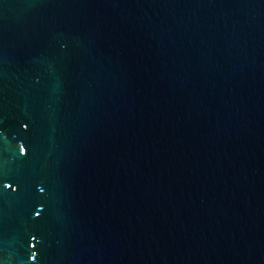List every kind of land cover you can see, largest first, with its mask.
<instances>
[{
	"label": "water",
	"instance_id": "water-1",
	"mask_svg": "<svg viewBox=\"0 0 264 264\" xmlns=\"http://www.w3.org/2000/svg\"><path fill=\"white\" fill-rule=\"evenodd\" d=\"M0 264H264V0H0Z\"/></svg>",
	"mask_w": 264,
	"mask_h": 264
}]
</instances>
